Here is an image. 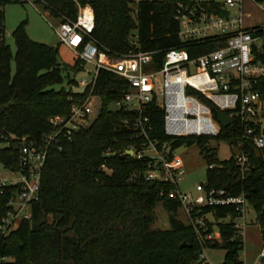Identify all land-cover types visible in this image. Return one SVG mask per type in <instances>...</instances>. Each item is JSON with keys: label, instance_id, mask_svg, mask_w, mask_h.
<instances>
[{"label": "trees", "instance_id": "1", "mask_svg": "<svg viewBox=\"0 0 264 264\" xmlns=\"http://www.w3.org/2000/svg\"><path fill=\"white\" fill-rule=\"evenodd\" d=\"M43 1L52 15L71 18L77 15L78 2L89 4L96 19L92 36L103 49L118 54L136 47L155 50L157 67L161 66L166 49L182 47L195 56L213 47L180 39L176 10L182 2L195 3L191 0ZM7 3L0 0V105L7 106L0 114V161L13 169L19 163L22 140L40 142L53 130L49 117L69 114L71 105L85 99L90 88L74 91L78 83L72 77H68V86H56L64 80L58 48L30 38L27 21L12 33L16 45L13 53L5 39ZM201 5L214 9L219 6L214 1ZM13 58L16 69L12 73ZM261 58L264 61V55ZM80 63L76 60L73 65L76 71ZM99 70L93 87L102 105L98 115L74 132L70 140L64 139L61 148L50 145L41 175L40 196L31 202V216L22 218L8 233L0 229V264H199L202 243L194 225L179 217L181 202L169 195L175 184L147 177L149 156H118L130 147L142 150L146 139L136 137L135 130L122 122L125 118L133 119L138 110L110 107L130 88L128 80L116 72ZM254 84L264 98V76ZM192 91L199 94L193 88ZM206 100L216 117L218 106ZM145 113L153 121L149 137L158 139L160 148L163 142L170 143L173 150L186 144L199 146L208 163L207 187H224L234 195L247 192L249 205L262 226L264 244V147L243 136L242 120L233 116L217 136H168L163 108L151 101ZM211 137L230 141L238 151L249 155L250 169L245 176L238 169L236 154L219 158L216 149L207 144ZM105 152H114L116 156L105 157ZM170 155L173 157L172 152ZM19 187V183L0 184V224L13 209L9 202ZM158 202L169 212L170 228L152 227ZM200 208L202 215L211 213L216 219L212 222L205 218L209 229L212 231L217 225L220 230V241L206 242L208 248H225L220 264H243L239 253L244 240L233 223L223 219L234 212V206Z\"/></svg>", "mask_w": 264, "mask_h": 264}, {"label": "built area", "instance_id": "2", "mask_svg": "<svg viewBox=\"0 0 264 264\" xmlns=\"http://www.w3.org/2000/svg\"><path fill=\"white\" fill-rule=\"evenodd\" d=\"M6 1L29 3L35 7L53 28L60 44L71 49L76 54V60L81 62L80 69L84 71V75L77 80L78 85L73 90L80 91L89 87L90 92L85 99L71 105L69 114L51 115L49 122L53 124V130L47 132L40 142L22 140L19 163L10 169L12 173H16V178L0 182L20 184V189L9 202L13 209L2 218V233L14 230L22 218L31 216V202L39 199L41 175L50 145L57 144L61 148L64 139L70 140L74 132L98 115L102 105L100 96L93 92V87L99 69L104 68L118 73L129 82L130 88L122 98L112 102L110 107L113 110L121 107L138 110V115L133 119L122 120L135 130L136 137L146 139L143 149L137 150L134 155L151 158L147 171L149 179L172 181L175 184L169 195L180 200L188 222L197 231L202 243L199 264H211L207 255V240L211 243L221 240L219 228L218 231L209 229L205 221L209 213L202 215L200 206H234V212L228 213L226 218L233 223L243 239L249 207L247 192L244 190L234 195L224 187L200 185L201 191L196 196L189 192L182 193L179 184L185 174L184 168L176 161L175 149H171L170 143L163 142L160 148V141L149 137L153 121L145 111L151 101L163 108L164 129L168 136H217L222 126L206 100L209 99L219 109L226 110L231 121L233 116L239 117L244 125L243 136L252 139L258 147H264V98L254 84L264 76V61L261 58L264 55V1L226 0L218 3L217 9L201 3H180L175 17L179 23L178 34L181 41L213 47L206 48L195 56L182 47L166 49L160 67L156 66L155 50L136 47L118 54L103 49L92 36L96 19L89 4L82 5L78 2L77 15L71 18L52 15L43 0ZM249 5L259 10L261 17L258 22L246 23L254 19ZM222 9L228 11L226 16L221 14ZM133 43L136 44V40ZM192 88L199 91V94L194 93ZM70 99L73 100L74 97L70 96ZM235 154L238 169L245 176L250 169L249 155L240 150ZM243 261V264H264V244L256 261Z\"/></svg>", "mask_w": 264, "mask_h": 264}, {"label": "rangeland", "instance_id": "3", "mask_svg": "<svg viewBox=\"0 0 264 264\" xmlns=\"http://www.w3.org/2000/svg\"><path fill=\"white\" fill-rule=\"evenodd\" d=\"M195 3L201 2H218L224 3L226 0H191ZM137 4H133V8L136 9ZM249 8L253 12L254 19L248 20L246 23L251 24L252 22H258L261 17L260 12L253 5H249ZM5 13V39L11 46L13 53L16 50L15 39L12 37L13 31L24 21H27L26 32L30 38L37 42L46 43L48 45L58 48V59L63 68L64 80L61 84H57V87L68 86V77L80 80L83 77L84 71L79 69L76 71L73 65L76 62V54L69 49L66 45L60 44L59 39L56 37L53 28L50 24L43 19L41 14L35 9V7L29 3L22 4L18 2H9L4 7ZM133 16L135 11L132 12ZM136 34V31H134ZM12 73L16 69L15 58L12 59ZM75 88V86H74ZM207 144L216 149V153L219 158H228L232 153L238 152V147L232 144L230 141L224 139H216L211 137ZM176 161L181 163L184 168V177L179 184V190L182 193H191L193 196L198 195L201 191L199 186L206 184L207 179V160L204 155L201 154L199 146L194 143L192 145H182L175 149ZM16 173L5 167L0 161V182L5 179L9 181L16 178ZM155 208V219L152 223L154 228H170L169 225V212L163 207L162 202H158ZM179 217L184 221L188 222L185 208L181 206L179 209ZM207 220L216 222L214 216L209 213ZM227 220V218H223ZM222 220V219H221ZM220 220V221H221ZM247 225L243 233L244 246L240 251V257H244L248 263H253L257 259V255L262 246L261 238V223L257 220V213L249 205L246 214ZM215 231L218 230V226L214 225ZM225 248L222 247H209L207 248L208 259L211 264H220L224 261Z\"/></svg>", "mask_w": 264, "mask_h": 264}, {"label": "water", "instance_id": "4", "mask_svg": "<svg viewBox=\"0 0 264 264\" xmlns=\"http://www.w3.org/2000/svg\"><path fill=\"white\" fill-rule=\"evenodd\" d=\"M221 14L226 16L228 14V11L226 9H222L221 10ZM6 107H7L6 105H0V114L7 109ZM216 119H218V121H219V123H220V125L222 127H226V126H228L231 123V119L229 117V114L224 109H219L217 111ZM137 150H138L137 148L128 149L124 153L118 154V156L119 157H124L125 155H134V153L137 152ZM103 155L105 157H112V156H116V153H114V152H105ZM182 245L186 246L187 242L183 241Z\"/></svg>", "mask_w": 264, "mask_h": 264}, {"label": "crops", "instance_id": "5", "mask_svg": "<svg viewBox=\"0 0 264 264\" xmlns=\"http://www.w3.org/2000/svg\"><path fill=\"white\" fill-rule=\"evenodd\" d=\"M217 231H218V230H217ZM262 244H263V241H262ZM241 258L245 260V258H244V257H241Z\"/></svg>", "mask_w": 264, "mask_h": 264}]
</instances>
